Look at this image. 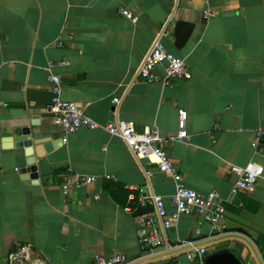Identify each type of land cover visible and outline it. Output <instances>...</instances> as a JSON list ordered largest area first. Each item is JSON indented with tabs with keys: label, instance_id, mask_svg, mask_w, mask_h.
I'll return each instance as SVG.
<instances>
[{
	"label": "crops",
	"instance_id": "0c3cea01",
	"mask_svg": "<svg viewBox=\"0 0 264 264\" xmlns=\"http://www.w3.org/2000/svg\"><path fill=\"white\" fill-rule=\"evenodd\" d=\"M121 8L137 22L119 14ZM206 10L214 16L204 19ZM177 21L193 25L181 49L174 46ZM156 39L184 60L190 79L164 84L163 66L155 69L157 81L139 77ZM60 60L69 64L46 69ZM50 73L60 78L61 99L99 127H81L62 142L48 113ZM179 109L187 113L185 140L172 139ZM116 120L156 128L184 185L202 195L219 193L231 233L204 243L209 224L182 215L148 264H199V247L205 256L229 249L242 264H259L240 237L264 262V172L253 194L237 198L230 196L229 173L231 165L249 161L264 168V135L251 146L264 132V0H0V264H94L98 254L142 255L129 203L142 189L160 196L170 213L175 187L152 158L134 155L104 129ZM32 121L36 132L61 139L35 158L36 185L17 172L25 165L22 150L3 147L14 129ZM67 170L96 181L64 196ZM22 248L29 261H12Z\"/></svg>",
	"mask_w": 264,
	"mask_h": 264
},
{
	"label": "built area",
	"instance_id": "2783aa9c",
	"mask_svg": "<svg viewBox=\"0 0 264 264\" xmlns=\"http://www.w3.org/2000/svg\"><path fill=\"white\" fill-rule=\"evenodd\" d=\"M119 14L132 23L137 22V17L129 9L121 8ZM213 16L211 11H204V19ZM57 45L61 46V43L59 42ZM68 64V61L63 60L55 63L49 62L46 69L50 71L54 66L60 67ZM158 66H163L165 69L164 84H168L170 79L188 80L191 77L184 60L170 53L159 39H156L139 68V77L146 83L157 81L158 77L155 69ZM48 79L51 83L48 113L53 125L61 130L63 143L67 142V135L75 133L81 127L90 130L99 127L83 115L82 110L75 103L61 99V81L57 75L50 73ZM112 103L116 106L119 99H114ZM186 118V111L179 109L177 111V132L172 139L185 140L188 138L185 128ZM104 129L110 135L119 137L134 155H148L153 159V163L159 172L171 177L175 187L172 195L174 210L168 213L160 196L138 189L136 206L133 209L130 208L131 211L136 212L139 209L152 208L150 212L134 216L136 236L142 255L137 259H128L126 256L116 253L110 255L98 254L94 257V264H148L150 260L155 258V254L158 252L156 249L164 246V232L175 227L182 215L197 214L204 222L209 224L210 235L204 239V243L213 241L216 238L231 236L226 225L222 222L224 207L219 193L212 190L206 195H202L184 185L182 175L162 149L163 138L156 128L142 126L140 130H137L134 121L116 120L106 124ZM263 135L264 132L257 134L256 139L251 143L253 149H256L259 145L260 137ZM263 172V166L254 161H249L243 167L231 165L229 173L233 176V182L230 196L237 198L253 194ZM105 178L109 179L110 177L106 176ZM95 181L96 177L92 175H79L67 170L63 176L60 189L64 196H68L73 190L90 187ZM97 198L98 196H95V199ZM133 199L135 198L133 197ZM194 257L188 255L189 259ZM204 257L205 248L199 247L196 249V258L199 264H204ZM10 259L12 261L21 259L29 261L23 248L10 255Z\"/></svg>",
	"mask_w": 264,
	"mask_h": 264
},
{
	"label": "water",
	"instance_id": "95a60500",
	"mask_svg": "<svg viewBox=\"0 0 264 264\" xmlns=\"http://www.w3.org/2000/svg\"><path fill=\"white\" fill-rule=\"evenodd\" d=\"M193 25L190 23L177 21L174 25L173 36L174 46L176 49H181L187 42ZM37 123L30 122L28 126L19 127L12 131V137L5 139L4 148L13 147L17 151L22 150L25 157V165L20 167L17 172L21 175V179L25 184L36 185L38 184L37 166L35 158L42 159L52 148H57L61 144V139L51 140L48 136H43L40 132L34 130ZM264 139V136L261 138ZM264 143V141H260ZM152 211L151 207L137 210L134 215ZM252 250L257 262L264 264L263 259L258 252L255 245L247 238L240 237ZM157 248L156 251H161ZM204 264H242L240 260L229 250L222 249L213 251L204 257Z\"/></svg>",
	"mask_w": 264,
	"mask_h": 264
},
{
	"label": "trees",
	"instance_id": "16d2710c",
	"mask_svg": "<svg viewBox=\"0 0 264 264\" xmlns=\"http://www.w3.org/2000/svg\"><path fill=\"white\" fill-rule=\"evenodd\" d=\"M112 188V189H111ZM111 190H113V191H111ZM118 191V188H117V186L116 185H112L111 187H110V194L114 197V198H116V195H115V192H117ZM117 200V199H116ZM118 201V200H117ZM129 205H130V207L133 209V208H135V206H136V199H134L133 201H131L130 203H129Z\"/></svg>",
	"mask_w": 264,
	"mask_h": 264
}]
</instances>
